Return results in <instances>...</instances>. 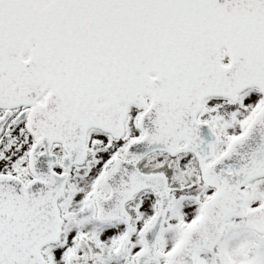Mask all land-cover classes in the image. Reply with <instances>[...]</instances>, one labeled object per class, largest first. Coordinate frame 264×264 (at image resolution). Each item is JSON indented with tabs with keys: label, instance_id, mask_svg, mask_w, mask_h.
<instances>
[{
	"label": "snow or ice",
	"instance_id": "6c2138e0",
	"mask_svg": "<svg viewBox=\"0 0 264 264\" xmlns=\"http://www.w3.org/2000/svg\"><path fill=\"white\" fill-rule=\"evenodd\" d=\"M0 264H264V0H0Z\"/></svg>",
	"mask_w": 264,
	"mask_h": 264
}]
</instances>
